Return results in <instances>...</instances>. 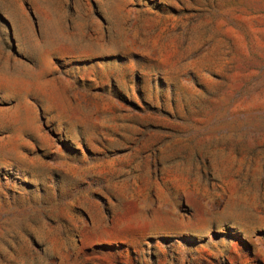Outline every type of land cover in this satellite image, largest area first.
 Wrapping results in <instances>:
<instances>
[{
	"label": "rangeland",
	"instance_id": "374dc122",
	"mask_svg": "<svg viewBox=\"0 0 264 264\" xmlns=\"http://www.w3.org/2000/svg\"><path fill=\"white\" fill-rule=\"evenodd\" d=\"M0 264H264V0H0Z\"/></svg>",
	"mask_w": 264,
	"mask_h": 264
}]
</instances>
